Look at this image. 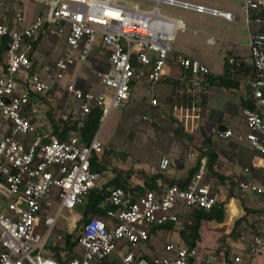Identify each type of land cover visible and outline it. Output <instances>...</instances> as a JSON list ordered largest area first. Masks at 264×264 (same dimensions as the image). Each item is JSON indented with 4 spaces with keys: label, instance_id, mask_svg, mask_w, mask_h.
<instances>
[{
    "label": "built area",
    "instance_id": "2783aa9c",
    "mask_svg": "<svg viewBox=\"0 0 264 264\" xmlns=\"http://www.w3.org/2000/svg\"><path fill=\"white\" fill-rule=\"evenodd\" d=\"M34 1L40 7L31 17L22 4L0 9V38H7L0 62V264H94L109 256L118 257L122 264H252L255 255L264 253V225L251 230L245 255L233 249L205 251L173 242L156 255L131 250L149 240L152 226L177 223L195 208L207 211L220 202V187L205 179L201 166L186 185L172 184L160 193L145 189L130 194L122 187H109L105 215L90 217L72 249L56 254L51 247L63 246V240L53 230L62 211L84 203L92 190L103 185L101 172L91 167L93 154L100 156L103 144L98 131L85 143L76 133L64 137L53 133L49 122L48 129L37 124L46 102L53 106L60 98L61 114L56 119L71 116L82 122L98 110L101 126L113 108L130 100L135 83L153 87L171 77L172 68L178 70L173 75V97L184 94L197 101L208 88L210 70L196 58L174 53L175 32L182 22L161 13L159 5L228 20L233 14L186 0H148L153 2L151 8L115 0ZM262 6L263 0H242L246 20ZM43 38L60 48L52 60L37 56L35 42ZM249 51L255 78L243 80V94L249 88L254 103L264 106L263 32L249 33ZM88 59H99L95 63L105 66L95 71L92 80H85L88 88L78 72L62 82ZM228 62L240 64L234 57ZM156 105L153 98L150 106ZM243 115L244 131L216 128L214 137L246 143L264 156L262 115L255 108L244 109ZM192 155L187 153L182 164ZM173 165L171 158L162 155L157 168L167 172ZM237 188L264 199V182L250 176L238 180ZM41 227L45 228L41 231Z\"/></svg>",
    "mask_w": 264,
    "mask_h": 264
},
{
    "label": "rangeland",
    "instance_id": "374dc122",
    "mask_svg": "<svg viewBox=\"0 0 264 264\" xmlns=\"http://www.w3.org/2000/svg\"><path fill=\"white\" fill-rule=\"evenodd\" d=\"M115 1L140 8H151L153 5V2L148 0ZM33 7V5H27V8L31 11ZM171 8L173 7H168L164 4H161L159 6V10L161 13L169 12L171 11ZM246 34L247 32L242 31L243 36ZM177 43L178 41L175 42L174 39L175 49ZM216 45L217 44L213 45L211 43H205L204 41H202L197 46L199 51L201 52V56L197 57L198 60L204 61L213 70H219L224 61V53H218L215 50ZM57 49L58 48H51L48 44V41H43L38 57H43L44 60L54 58L58 53L59 49ZM96 61L101 60L98 59ZM95 62L92 59H88L83 63V67L79 71V64H77L74 68L75 70L73 74L66 75L62 82L64 83L66 80L72 79L73 76L77 74V72H79L78 75L80 76V78H82L83 84L85 80H92L95 75L93 71H98L105 67L104 65ZM156 88H158L156 87V85L151 87L150 85L144 84L143 82H137L135 84V91L133 90L130 100L122 102V104L118 108H113L108 113L101 126L98 125V138L103 144V153L100 155L99 161H101L102 164L109 168L111 174L110 176L113 175L112 168L126 169L133 165L138 168L147 169L151 172L157 171L158 161L162 155H166L173 160L174 165L172 166V169L170 171L166 172V174L174 176L171 173L172 171L176 174L178 172H185L183 170H187L198 157L199 152L197 148L200 144V134L197 132V129H195V127L190 124V118L188 124L184 123L185 118L182 116L185 113L183 111L178 110L174 112L170 109V102L168 101V99L173 98V85L164 86V90L162 92H158L157 90L155 91L154 89ZM214 90L216 89L211 88L209 91V95L214 94ZM217 90L220 94H222L223 97L225 96L223 89ZM153 98L157 100V105L154 108L150 106V101ZM60 101L61 99L58 98L57 100H55V103L53 105L54 107H56L54 111V118H57V116H60L61 114ZM224 102L225 100L219 96V98L216 99L215 103L219 104L220 108L218 109V107H216L215 109L222 110L221 106L224 105ZM209 104L210 105H207L208 107H214L212 105L214 104V100L209 99ZM47 108V106H44L39 110L37 116V124L39 127L43 124L44 127H47L48 129L50 128V125H48L50 122L45 114ZM230 108L235 109L236 105H230ZM174 114L177 116H175ZM143 116H146V118H143ZM0 117H2L1 114ZM178 125L185 126V128L183 127L184 130L187 133H191L194 135V140L190 147H187V142L185 141L183 136L177 132ZM212 144H214L216 147H221V149L225 148V150H228V146H231V144L226 145L222 142V140H217L215 137L214 139H212ZM189 152L193 153L192 157L187 160L186 164H182V160H186L187 153ZM226 158H230L233 160L231 156H227ZM206 179L211 181L214 180L212 179V175H210L209 171L207 172ZM214 184L222 185V183L218 179L214 182ZM222 187L221 189H223ZM222 194L223 192H221V195ZM80 206L81 204L76 206L72 210L64 209L62 211V215L57 219L56 226L53 232L62 235L65 231L73 230L74 235L78 234L82 226V222L79 221L81 214ZM243 206L244 205L241 204V206L239 207L240 213L244 212ZM230 207L231 212H236V208L234 205L230 204ZM73 214H75L76 217L74 216L71 218V220H69V217H71ZM252 216L254 215L252 214ZM74 218L75 220L72 222ZM184 220H186V218L180 217L179 222L174 224L172 231L160 229L152 232V235L151 237H149V240L147 242L142 243L141 246V243L137 245L138 247L136 246L137 250L139 249V247H145L154 255L163 253V247L166 243L179 242V233L182 227V222ZM260 221L261 223H263L262 219H249V223H244L241 221L239 225L240 232H238V235H224L223 232L226 231L225 228L228 225L216 226V222L214 221L205 222L201 226V239L200 241H198L196 246L200 250L207 251L209 249H212L214 245L216 247L217 244L224 247L227 245L225 244V242L227 241L231 244H229L231 248L238 251L240 254L245 255L244 247L246 245V241L250 237L252 229L250 225L253 226L254 224H259ZM75 225H77V227L75 228L76 230H74ZM44 228L45 227H41L40 230L42 231ZM133 250H135V248ZM43 254L45 255L46 252L43 251ZM115 257L116 256H109L106 259ZM94 264L104 263H102V261H95ZM252 264H264V253L255 255L252 259Z\"/></svg>",
    "mask_w": 264,
    "mask_h": 264
},
{
    "label": "crops",
    "instance_id": "0c3cea01",
    "mask_svg": "<svg viewBox=\"0 0 264 264\" xmlns=\"http://www.w3.org/2000/svg\"><path fill=\"white\" fill-rule=\"evenodd\" d=\"M186 1L205 4L207 6L218 8L222 11H229L233 14V18L231 20H228L222 16L199 13L194 10L185 9L179 6L167 5V4L161 3L168 7H173L171 8V11L163 13L164 15L174 17L177 20H180L182 22V27L178 28L175 32L174 39H175V42L178 41V43H177L176 49L174 46L175 44H173L174 53H182L188 57L198 59L197 57L201 56V52L199 51L197 46L200 42L204 41L205 43H211L213 45L217 44L215 46V50L220 54L222 52L224 53L223 60H225L226 57L228 58L234 57L237 60H240V61L242 60L243 62L247 64H251L250 51H249V33L250 32H263L264 33V0H263V6L260 9L252 12V14L250 15L249 21L246 20V16L241 9L242 0H186ZM17 4H22L26 8H27V5H33L34 7L32 8V11L27 8V10L30 13L29 14L30 17L40 7L39 4L34 0H0V9H4L5 7L12 9ZM257 13L259 15H257ZM256 18H258L259 21H255ZM242 31L247 32V34L243 36ZM43 41H48L49 46L51 48H54L51 46L50 40L43 38L38 41L39 50H38L37 56L40 53V47ZM58 49L57 50L59 53L60 48ZM244 50H246L247 52ZM42 59L43 61L52 60V58H50L49 60L48 59L44 60L43 57ZM202 62L205 63L204 61ZM223 64H224V61H223ZM223 64L221 65L219 70H213L207 64L206 65L208 66L210 70V74L217 75L223 71ZM170 71H171L170 72L171 77L168 75L164 77L158 84H156V87L158 88L154 89L155 91L157 90L158 92L159 91L162 92L164 90L163 88L164 86L173 85L174 87L173 75L177 74L176 71L178 70L172 68ZM93 72L95 73V71ZM86 83L87 82L85 81L84 87L88 88L90 84L89 82L87 84ZM135 84L133 85L132 92L133 90L135 91ZM211 88L216 89V90H214L215 91L214 94L209 95V91ZM217 89H223L225 96L223 97L222 94H220ZM243 92H244L243 88H241L237 93L238 97L244 96ZM219 96L225 100L224 105L221 106L222 110H218L220 106L219 104L215 103L216 99L219 98ZM238 97L228 93L222 87L209 86L208 84V88L206 92L202 94L201 97L197 101L194 102V105L186 107V108H178V107H172V105L170 104V109L174 112L178 110L183 111L185 114L182 117L185 118V121H184L185 124H188V121L190 118V124L193 127H195V129H197V132L200 134L201 137L206 136L207 134H210L211 139H214L213 130L216 128L223 129L226 127H230L236 132L244 131L245 127H244L243 109L239 106ZM209 99L214 100V104H212L214 107L207 106V105H210ZM230 105H234V106L236 105V108L231 109ZM216 107H218L217 110L215 109ZM255 109L262 115L264 119V106L256 105ZM0 121H2V117H0ZM183 127L185 128V126ZM222 142L225 143L226 145L231 144V146H228V150L227 149L225 150V148L221 149V147H216L214 144L210 145V147L212 146L211 149L214 150L216 153H218V159L223 164L222 170L218 169L217 166L215 167V169L218 170V172L220 170L221 172L219 173H223L224 175H229V174L233 175V179L236 182L234 186L235 195L234 197L231 196L226 203L227 204L226 209H227L228 214L225 220L221 223H218L216 221L214 222H216L215 224L216 226L228 225L225 228L227 233L226 231L223 232L224 235H229L231 233H233L234 235L235 234L238 235V232H240L239 225L241 221L244 223H249V219H252V220L262 219L263 223H261L260 221L259 224H254L253 226L250 225L252 229L255 225H264V199L256 194L249 193V192H245L242 194V192L239 191L237 188V181L246 176H250L257 181L264 182V156L257 154L246 143L238 142L234 139L223 140ZM227 156L228 157L231 156L233 160L230 158L227 159L226 158ZM201 167H203L205 170V179H206L208 170L206 169L205 159H202ZM183 171L185 172H180V173L178 172L176 174L175 172L172 171L171 173L174 175L173 177L175 178H182L187 173V170H183ZM100 172L102 174L101 182L103 184L112 178V176H110L111 174H110L109 168H107L106 166H105V169H103ZM209 173L210 175H212V179H214L212 181L213 183L217 179L219 180V177L212 174L211 172ZM218 186L220 187V189L223 186L222 187L223 189H221V192H223V194L221 195L220 193V196H221L220 202H223L226 200L227 195H228L227 185L218 184ZM230 204L235 206L236 212H231ZM241 204H243L245 207L258 210V211L251 212L245 215L244 217V212L243 213L239 212V207L241 206ZM252 214L254 216H252ZM238 220H239V223L237 224L236 221ZM205 222H212V221H205ZM205 222H202V224ZM235 226L237 228L235 232H232ZM228 229H229V232H228ZM151 235L152 233H150V237ZM177 244H185V243L180 239L179 242H177ZM225 244L227 245L224 247L219 246L218 244L216 245V247L214 245L212 249H215V248L233 249L229 246L230 244L229 242L226 241ZM141 245L142 243L140 244V246ZM137 247H135V250H133L134 248H131V250L137 254L154 255L152 254V252H149L148 249H146L145 247H139L138 250H137Z\"/></svg>",
    "mask_w": 264,
    "mask_h": 264
},
{
    "label": "trees",
    "instance_id": "16d2710c",
    "mask_svg": "<svg viewBox=\"0 0 264 264\" xmlns=\"http://www.w3.org/2000/svg\"><path fill=\"white\" fill-rule=\"evenodd\" d=\"M257 15H259L257 13ZM39 39L35 42L37 44ZM7 38H0V62L3 58V51L6 45ZM172 56V55H171ZM34 60V59H33ZM35 61V60H34ZM188 73L185 72L184 75ZM255 78L254 68L251 64H247L240 61L239 65L230 64L228 62V57L225 58L223 64V71L220 74L214 75L209 74L207 76V81L209 86H218L224 88L228 93L238 97V91L241 88H244L243 80L253 79ZM244 96L238 97L239 106L244 110L247 108L254 109L256 105L254 104V100L251 96V92L249 88H245ZM44 99V98H43ZM172 107L178 108H186L194 105L195 101H192L187 95L176 94L175 97L168 99ZM47 103L46 117L50 122L51 129L53 133H56L60 137H64L68 133H76L79 134L82 141L88 143L95 133L98 131V116L99 111L94 110L90 116L84 121H78L76 119H72L71 116L67 118H54V111L56 107ZM177 132L183 136L185 141L187 142V147L192 145L194 140V135L191 133H187L182 125H178ZM212 144V139L210 134L201 137L200 144L198 145L199 155L196 158L195 162L187 169V173L182 178H175L166 174V172L162 171H149L144 168H138L130 166L126 169L122 168H112V178L105 182L101 188H97L92 190L86 197L85 202L81 204V214L80 220L82 225L92 216H104L105 210L108 208L106 204H104V198L108 193L109 187H122L127 193L134 194L136 191L143 192L146 190H156L157 192H163L167 186L172 184H177L179 186L186 185L189 180L192 178L193 174L200 168L202 159H205L206 169L212 174L219 177L220 182L224 185H227L228 195L225 201L218 203L210 210H203L195 208L192 210L190 214L186 216V220L182 222V227L179 233L180 239L188 246H196L197 242L201 239V225L202 222L205 221H216L221 223L225 220L228 212L226 203L231 196L234 197V186L236 184L233 179V175H224L218 169L223 168V164L218 159V153L210 148ZM100 156L97 154H93L91 167L95 170L102 171L105 169V166L99 161ZM244 209V217L245 215L256 212L258 210H254L248 207H243ZM237 224L239 220L236 221ZM78 223V222H77ZM175 223L166 222L162 225H155L150 228V233L164 229L167 231H172ZM77 225L74 226V230ZM82 228V226H81ZM80 228V229H81ZM236 226L232 232H235ZM233 234V233H231ZM78 234L74 235L73 230L65 231L62 234L63 246L55 245L51 248L54 250L56 254L61 253L64 250H70L76 244V237ZM234 235V234H233ZM237 235V234H235ZM102 263L104 264H120L121 261L118 257L111 259H103Z\"/></svg>",
    "mask_w": 264,
    "mask_h": 264
}]
</instances>
